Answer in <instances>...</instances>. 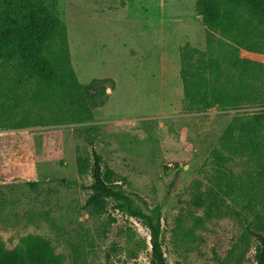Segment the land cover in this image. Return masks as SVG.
<instances>
[{
  "label": "rangeland",
  "instance_id": "1",
  "mask_svg": "<svg viewBox=\"0 0 264 264\" xmlns=\"http://www.w3.org/2000/svg\"><path fill=\"white\" fill-rule=\"evenodd\" d=\"M39 2L63 27L42 53L65 55L79 85H105L103 104L78 110L58 90L37 97L32 37L16 25V9ZM206 3L0 0V238L8 248L38 235L63 264H150L141 219L114 203L102 214L85 206L96 149L126 178L136 205L161 209L169 264H255L264 235V121L253 130L248 123L264 114V52L239 51L256 61L248 68L255 102L187 110L185 62H207L230 44L206 22ZM222 3L241 21L252 17L249 0ZM227 74L239 79L234 68ZM26 114L33 120L18 125ZM38 115L46 119L36 122Z\"/></svg>",
  "mask_w": 264,
  "mask_h": 264
},
{
  "label": "trees",
  "instance_id": "2",
  "mask_svg": "<svg viewBox=\"0 0 264 264\" xmlns=\"http://www.w3.org/2000/svg\"><path fill=\"white\" fill-rule=\"evenodd\" d=\"M206 1L203 12L206 22L213 30L224 35L230 44L225 42L219 55L208 59L207 62L200 64L192 63L190 60L185 62L181 70L185 108L189 111H205L215 106H238L243 100L255 102L257 98L250 84L255 75L250 76L248 68L256 61L241 57L239 51L240 48H245L264 52V0H249L252 17L243 21L231 13L222 0ZM17 8L19 9H15L20 17L17 18L16 25L27 26L32 37L31 45L28 44V52L36 61H33L34 71L41 86L37 97L40 95L42 98L54 97L47 95V90H58L64 94L63 98L78 110H87L88 107L103 104L107 96L105 85L93 83L79 85L67 65L65 55L58 52L52 56L42 53V50L63 32L60 19L42 2ZM233 68L239 73L238 80L227 78L229 74L226 75V70ZM44 118L46 119L43 115H38L35 120L43 121ZM31 120L32 116L26 114L18 125L25 126ZM263 121V113L254 114L248 127L251 130L256 129ZM93 157V182L85 206L91 213L102 214L111 203H114L120 211L141 219L150 231L152 246L150 264H169L163 248L161 209L155 207L151 213H147L136 205L123 188L126 178L104 163L103 156L98 150H93ZM196 203L202 206L203 201L199 199ZM258 239L255 264H264V235L258 234ZM0 264H63V256L55 253L51 244L38 235L24 237L19 245L11 249L0 238ZM221 264L230 263L224 261Z\"/></svg>",
  "mask_w": 264,
  "mask_h": 264
}]
</instances>
